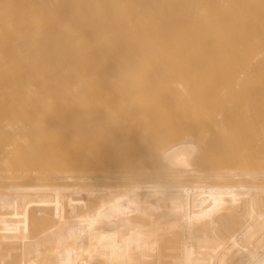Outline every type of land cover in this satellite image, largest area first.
<instances>
[{"label":"bare ground","instance_id":"obj_1","mask_svg":"<svg viewBox=\"0 0 264 264\" xmlns=\"http://www.w3.org/2000/svg\"><path fill=\"white\" fill-rule=\"evenodd\" d=\"M232 20L264 0H0V264H264V24ZM121 102L123 158L57 162Z\"/></svg>","mask_w":264,"mask_h":264},{"label":"rangeland","instance_id":"obj_2","mask_svg":"<svg viewBox=\"0 0 264 264\" xmlns=\"http://www.w3.org/2000/svg\"><path fill=\"white\" fill-rule=\"evenodd\" d=\"M243 21L244 20H232L229 23V25L231 27H237L239 29L245 23L249 22V27L246 28L247 33L239 34V35L241 37H243V38H245L248 34H252V36H261V35H258L256 33H254V31L258 32L256 30V28H254V24L256 22H258V21L261 22L262 24H264V20H246V22H243ZM175 22H176V20H175ZM184 23H185V30H186V32H188L189 31L188 30L189 26L186 24L185 20H184ZM212 35L214 36V34H212ZM222 35H224V34H222ZM198 38L199 39H198L197 43L199 45H201L202 48L193 49V54H195L196 52H199V53L210 52L212 50V47L214 46L212 38L204 36L203 34H200L198 36ZM187 40H188V38H186V42H187ZM185 45H186V47H191L192 48L191 41L189 43H185ZM194 46L196 47V45H194ZM190 53H188V54H190ZM197 55H200V54H197ZM96 104L98 105L99 103H96ZM99 106L103 107L104 105L102 103H100ZM129 106H130L129 102H121L118 105H111L110 106L111 110H114L115 112L110 111V110H102V112L105 113V115H106V117H103L102 119L104 121H106V124L108 125V129L109 130H106L101 136H98L96 134H92L91 137H88L87 140L94 141V143H92V144H88V142L86 143L85 141H81V142L78 143V145L75 146L74 144L76 143V140L74 138H68V137L62 136L61 142L65 143V145L57 146L52 151L53 154L57 158V162L60 161L58 159V157H59L58 151H61L64 154L65 159L69 163L73 164L72 161L69 160L68 158L77 157V156L80 155V153L89 154L88 157H90V155L92 154L93 150H97V149H100V148L102 150H107V151L112 150V153H105L109 157L116 158V159L123 158L121 155L117 154L116 151L120 147L124 148V146L121 144V142L124 141V136H122V135H124L125 133L127 134V131L130 128L128 123L131 125L132 123L137 122L136 120H145L144 116H141V115L137 116L136 119H133L132 117H128L127 116V107H129ZM106 107H109V106L106 105ZM165 110H166V112L163 115L166 114V117L163 120H160L158 117H156L157 120H158V124L159 125H160V122L165 121L166 118L168 117L169 109L167 108ZM160 117H164V116H160ZM150 120H153V119H150ZM188 120L191 121V122H194V121H192L191 118H189ZM122 124H124V126ZM121 127H122V130H123L122 134H121ZM178 127H180V125ZM64 131H65V129H64ZM159 135H163V132L160 131ZM92 137L95 138V139H93ZM109 138H110V140H108ZM128 138L130 139L129 136H128ZM61 142H60V138L59 137H55V140H54V142L52 144L58 145V144H61ZM83 147H85V148H83ZM80 148H82V149H80ZM155 153H157V155H158L160 153V150H157V152H155ZM65 159H63V160L65 161ZM234 202H236V203L239 202V203L243 204V202L239 201V200H234V201L230 200V201H228V203H230V204L234 203ZM247 202H248L247 213L244 216L248 220V217H250V218L252 217L251 215L253 214V209L250 210V207H249V204H251V202L249 200H247ZM210 210H214V208H211ZM53 212H54L55 215H57V212H55V211H53ZM1 229H3V228H1V225H0V231H1ZM126 234H128V232ZM128 237L129 236H127L125 238H119L118 242H121V241H123L125 239H128ZM2 249H6L7 251H9V250H17L18 251V255H19L20 252L24 249V245H23V247L21 245L5 246ZM144 254H147V253L145 252ZM12 264H29V263H27L26 260H20L18 262H14Z\"/></svg>","mask_w":264,"mask_h":264}]
</instances>
